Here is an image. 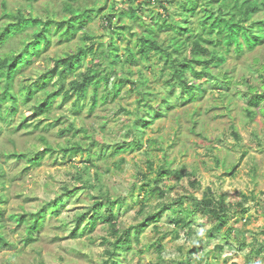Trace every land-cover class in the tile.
I'll return each instance as SVG.
<instances>
[{"label":"rangeland","instance_id":"rangeland-1","mask_svg":"<svg viewBox=\"0 0 264 264\" xmlns=\"http://www.w3.org/2000/svg\"><path fill=\"white\" fill-rule=\"evenodd\" d=\"M95 1L83 0L81 5L94 4ZM125 1L97 0V7L104 6L106 13L113 2L121 9ZM141 1L143 0L136 2ZM74 4L77 6V1ZM176 6V3L170 4L171 9ZM64 7V0H37L30 5L26 0H0V29L9 21L4 16L6 8L12 11L23 10L27 15L32 14L43 19L53 16L62 20L67 13ZM158 11L161 8L157 4L146 5L142 12L144 20L150 21L152 13ZM141 23L143 24L138 21L136 25L140 27ZM84 30L96 35L97 42L109 41L100 17L88 22ZM126 33L130 34V31ZM126 38L118 41L121 53L125 52L128 42ZM136 38L134 36L132 40L136 41ZM26 39H31L29 33L15 35L0 47V57L11 51L21 52L26 45ZM84 42L90 44V40L83 41L82 31L70 41L55 34L51 44L43 48L40 54L33 56L31 63L18 73L14 80L15 91H20L24 86L32 84L38 76L49 72L54 58H63L77 50L80 44L84 45ZM85 59L84 68L91 61V55L88 54ZM163 67L164 62L156 57L132 67L133 79L138 78V69L149 77L155 93L151 98L154 104L160 101L159 92L161 97L169 93L164 84L169 75L163 72ZM226 71L230 72L232 84L224 88V93L217 84L218 80L210 76L197 79L206 81V90L197 100H188L183 104L177 97L181 93V89H178V94L173 96L176 106L155 118L144 129L141 149L132 150L133 146H129L119 156L108 157V154L106 159L101 160L93 150V163L99 165L100 172L96 178L94 173L98 169L97 165L90 169L93 188L84 187L83 181L76 178L80 174L87 175L85 166L89 164L88 154H70L65 158L61 147L77 141L88 142L85 132L77 134V128L81 127L88 128L101 143L106 141L105 143L115 144L123 139H132L130 126L134 125L136 113L141 110V106L137 101L139 95L131 89V84L126 82L122 92L114 100L106 104L100 103L95 108H92V88L86 98L74 93L72 98L63 102V97L58 96L50 111H39L36 117L31 114L32 105L46 97V90L58 87L57 77L54 76L46 89L38 91L27 105H23V100L20 99L17 113L9 116L7 120H0V166L5 173L2 180L5 188H0V195L7 198L1 208L4 210L8 233L14 244L0 249V264H102L107 259L104 251L110 247L104 237H109L112 241L115 239L109 225L100 222L94 231L76 238L70 237L75 227L76 214L84 211L91 205L94 195L98 197L102 192L115 198L127 197L124 205L118 208V227L125 229L143 220V205L147 212H151L162 202L172 203L173 200L184 197L188 207L210 188L215 195L227 194L231 201H244L249 211L245 215L246 220L238 222L236 227H241L245 231V237L255 239L256 244L263 241L264 111L261 107H264V101L255 107L256 114L251 119L247 112L249 97L245 94L250 96V85L261 90L264 44L255 50H247L243 55L230 56L214 73L222 76ZM76 76L77 73L67 74V87ZM71 121L76 129L62 135L61 129L68 128ZM24 123L32 124L27 127ZM235 130L239 138L234 134ZM47 145L53 146L56 152L47 154L39 165L26 168L24 160L8 158L12 152L30 154L45 149ZM113 151L114 148H111L110 154ZM104 152L106 154L107 150ZM120 157H125V163L119 161ZM165 158L171 162L173 168L185 166L187 172L194 171L201 185L193 189L187 177L182 180L171 177L161 184L166 191L164 197L152 195L143 204V191L137 187L131 198V188L142 183L141 171H150L148 159H152L154 167L157 168ZM229 171H233V174H227ZM66 185L80 188L67 199L61 214L46 218L43 228L36 233L34 242L24 243L25 225L17 226V222L9 219V215L39 211L48 201L63 192ZM168 213L140 229V240L134 239L132 248L122 252V264H187V259H191L192 264H264V250L258 256L251 252L250 246L239 248L241 230L233 232L229 238L222 233H215L210 237L206 232L209 225L202 219H194L191 226L193 234L186 238L183 229L176 231L173 218ZM85 223L86 221L82 228ZM159 245L163 248L161 253ZM218 245L224 247L219 248ZM192 249L194 252L191 254Z\"/></svg>","mask_w":264,"mask_h":264},{"label":"trees","instance_id":"trees-1","mask_svg":"<svg viewBox=\"0 0 264 264\" xmlns=\"http://www.w3.org/2000/svg\"><path fill=\"white\" fill-rule=\"evenodd\" d=\"M26 1L30 5L37 0ZM76 1L77 6L74 4ZM82 1L64 0L67 13L62 20L53 16L43 19L32 14L27 15L23 10L12 11L6 8L4 16L9 21L1 26L0 47L20 33H29L31 39H26V45L21 52L11 51L0 57V120H7L9 116L15 115L20 105L19 100L22 99L23 105H27L38 91L46 89L54 76L57 77L58 87L54 90H46V97L32 105L33 117H36L39 111H50L58 96L63 97V102L72 98L74 93L86 98L90 88H92V108H95L100 103L106 104L114 100L122 92L124 84L130 83L131 89L139 95L137 101L141 106V110L136 113L134 125L130 126L132 139H123L115 144L105 143L106 141L101 143L88 128L81 127L77 128V134L81 131L85 132L88 142L77 141L61 147L65 158L70 154H88L89 164L85 166L87 175L80 174L76 178L83 181L84 187L93 188L90 169L97 165L93 163V150L101 160L106 159L105 156L108 154V157L119 156L127 151L129 146H133L132 150L141 149L144 129L150 126L155 118L176 106L173 96L178 94V89H181V93L177 97L183 104L203 96L206 81H198L200 77H215L218 80L217 84L223 89L222 93L224 88L230 87L232 84L230 72L226 71L221 76L214 73V70L222 67L230 56L243 55L247 50H255L264 44V0H143L140 3H137V0H126L121 9L115 6L116 2H113L106 13L104 6L97 7V0L90 5H81ZM172 3H176V8H170ZM156 4L161 11L152 13L150 21L144 20L142 12L145 11V6ZM96 17L101 18L109 41L97 42L96 35L84 30L87 23ZM138 21L143 22L140 27L137 26ZM79 31H82L83 41L90 40V44L84 42V45L80 44L77 50L64 55L63 58H54L49 72L38 76L32 84L24 86L20 91H15L14 80L18 73L31 63L33 56L40 54L43 48L51 44L55 34L70 41ZM127 31H130V34L126 33ZM134 36H137L136 41L132 40ZM125 37L128 42L125 45V52L121 53L118 41L124 40ZM88 54L91 55V61L84 68L85 57ZM152 57L164 62L163 72L169 75L164 81L169 93L161 97L159 92L160 101L156 104L151 100L155 93L149 83V77L138 69V78H132L134 74L132 67L138 66L141 61L151 60ZM69 73H77V76L67 87ZM261 77L263 80L261 90L250 85V96L245 94L249 97L247 112L251 119L255 117V107L260 106L264 101V74ZM261 109L264 111V107ZM30 124L32 123L29 125L24 123V126L29 127ZM75 129L76 126L71 121L68 128L61 129V134L74 132ZM233 132L238 138L240 137L236 130ZM43 139L46 142V139ZM111 148H114V151L110 154ZM105 150H107L106 154ZM54 152H56L55 148L47 145L45 149L30 154L15 151L10 153L8 158L16 157L24 160L27 164L26 168H30L41 164L47 154ZM119 161L125 163L126 159L120 157ZM148 165L150 171H141L142 183L139 186L134 185L130 190L131 198L137 187L143 191V204L152 195L158 194L164 197L166 191L161 184L171 177L178 180L187 177L193 189L201 185L194 171L187 172L185 166L173 168L167 158L157 168L154 167L152 159H148ZM98 166L94 173L96 178L100 174ZM227 174L231 175L233 171ZM4 176V170L0 166V188H5V182L2 181ZM79 188L64 186L63 192L57 194L37 212L10 214L9 219H14L17 226L25 225L24 243L34 242L35 235L43 228L46 218L61 214L67 199ZM126 200L127 197L115 198L107 192H102L98 197L94 195L91 205L75 216V227L70 234L71 238L94 231L100 222L109 225L111 235L115 239L112 241L109 237H104V241L109 243L110 247L104 251L107 259L102 264H122L120 260L122 252L132 248L134 239L140 240V229L148 226L150 222L160 220L167 212L173 218L176 231L183 229L186 238L193 234L192 220L202 219L209 225L206 232L210 237L215 233H222L229 238L233 232L241 230L239 232L241 237L238 238L240 249L250 246L251 252L258 256L264 250V240L256 244L255 239L245 237V231L241 227H236L238 222L246 220L245 215L249 211L246 203L241 200L231 201L227 194L215 195L209 188L201 198L188 207L185 205L184 197H179L172 203L162 202L151 212H147L143 205L141 209V214L145 213L143 220L137 225L120 229L118 208L123 206ZM6 202L7 198L0 195V249L14 245L8 233L4 210L1 208ZM258 212L261 210L258 209ZM261 235L264 236V227ZM218 247L224 246L218 245ZM158 249L161 253L163 248L159 245ZM193 252L194 249L190 250L191 254ZM187 264H192L191 259H187Z\"/></svg>","mask_w":264,"mask_h":264}]
</instances>
